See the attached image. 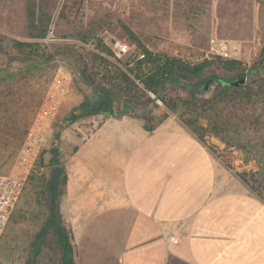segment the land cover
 Wrapping results in <instances>:
<instances>
[{"label": "rangeland", "instance_id": "obj_1", "mask_svg": "<svg viewBox=\"0 0 264 264\" xmlns=\"http://www.w3.org/2000/svg\"><path fill=\"white\" fill-rule=\"evenodd\" d=\"M31 5L39 16H48L47 31L50 24L54 30L52 40L30 37L31 33L38 34L28 27L27 9ZM125 26L149 49L165 51L193 64L207 60L205 50L210 37L236 41L242 47V59L237 62L247 74L242 82L264 77V68L259 66L264 46V0H0V174L10 171L48 86L58 68L65 65L74 73L73 83L45 150L55 152L59 162L61 142L55 136L57 131L71 122L86 98L93 96L88 81L98 82L106 74L95 64V69L82 76L83 62L97 52L95 47L102 42L119 62L127 63L135 47ZM16 42L35 46L31 51L24 47L20 53ZM215 88L211 85L202 98H210ZM150 97L155 98L152 94ZM167 99L176 105L175 112L155 98L146 104L143 113H136L135 108L132 115L149 129L166 120H178L183 125L194 120L196 126L206 129L200 132L199 140L214 158L241 181L244 177L254 185L256 191L242 181L264 203V107H256V114L249 112L248 118H241L246 130H242V124H234L233 129L215 136L207 128L212 110L205 113L194 105L185 89L176 87ZM229 112L235 116L232 109ZM42 163L40 158L0 236V264H27L30 246L45 224L50 227L42 238L36 264H61L56 230L62 226L70 236L71 230L62 221L59 206L54 214L50 209Z\"/></svg>", "mask_w": 264, "mask_h": 264}, {"label": "crops", "instance_id": "obj_2", "mask_svg": "<svg viewBox=\"0 0 264 264\" xmlns=\"http://www.w3.org/2000/svg\"><path fill=\"white\" fill-rule=\"evenodd\" d=\"M55 136L41 168L65 169L75 264H264V203L180 121L148 130L115 104Z\"/></svg>", "mask_w": 264, "mask_h": 264}, {"label": "trees", "instance_id": "obj_3", "mask_svg": "<svg viewBox=\"0 0 264 264\" xmlns=\"http://www.w3.org/2000/svg\"><path fill=\"white\" fill-rule=\"evenodd\" d=\"M27 20L29 29L38 32L36 35L29 34L31 38L46 36L49 25L48 16L45 14L39 16L31 5L27 9ZM124 31L135 47L133 57L122 64L107 45L102 42L96 45L97 52H93L92 57L83 62L81 75L85 76L88 71L95 69V64L102 67L106 74L102 75L98 82L87 80L89 86H92L93 96L85 99L70 121H76L91 114L108 115L114 112L115 104L118 109L124 107L131 114L134 113L135 108L138 109L136 113H143L146 104L153 103L155 98L161 100L170 111L175 112L176 105H171L167 101V96L176 87L185 89L190 101H195L194 105L200 107L205 113L212 110L208 117L207 128L209 133L215 136L227 129H233L234 124H242V130H246L243 122L240 121L241 118L243 116L248 118L249 115L246 113L249 112L256 114V107H264V77L242 82L247 74L245 69L241 68L240 62L213 58L193 64L162 50L153 51L128 27L125 26ZM15 46L21 53L24 47L31 51L35 44L16 42ZM259 66L261 69L264 68V46L259 53ZM0 71L3 70L0 68ZM213 84L216 88L212 96L202 98ZM151 94L155 98H151ZM184 103L191 108V104ZM231 109L235 116L229 112ZM192 111H194L193 108ZM198 118H195L196 121ZM258 118L259 116L256 115L255 119ZM183 123L198 139L202 137L200 132L205 128L196 126L194 120ZM146 129L153 128L146 127ZM235 129L239 130L237 127ZM241 179L253 191H256L254 185L249 184L244 177ZM49 227V224H45L31 244L27 264H36L39 261L42 238ZM56 232L60 243L61 264H75L72 237L62 226H59Z\"/></svg>", "mask_w": 264, "mask_h": 264}, {"label": "built area", "instance_id": "obj_4", "mask_svg": "<svg viewBox=\"0 0 264 264\" xmlns=\"http://www.w3.org/2000/svg\"><path fill=\"white\" fill-rule=\"evenodd\" d=\"M53 37L54 30L50 24L46 41L52 40ZM212 58L240 61L242 47L233 40L210 37L205 50V59ZM73 78L74 73L70 68L65 65L58 68L27 129L10 171L0 174V236L38 160L50 145L54 122L73 83Z\"/></svg>", "mask_w": 264, "mask_h": 264}, {"label": "water", "instance_id": "obj_5", "mask_svg": "<svg viewBox=\"0 0 264 264\" xmlns=\"http://www.w3.org/2000/svg\"><path fill=\"white\" fill-rule=\"evenodd\" d=\"M44 173L47 179L46 191L48 194V203L54 214L57 206L61 178L65 174V169L61 165H54L46 168Z\"/></svg>", "mask_w": 264, "mask_h": 264}]
</instances>
